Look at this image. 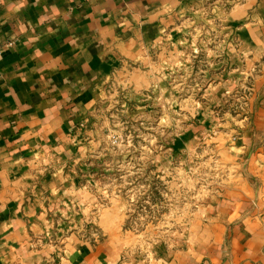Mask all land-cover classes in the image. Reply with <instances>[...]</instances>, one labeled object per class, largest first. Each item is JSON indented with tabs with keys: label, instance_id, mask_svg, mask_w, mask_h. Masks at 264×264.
I'll return each mask as SVG.
<instances>
[{
	"label": "crops",
	"instance_id": "0c3cea01",
	"mask_svg": "<svg viewBox=\"0 0 264 264\" xmlns=\"http://www.w3.org/2000/svg\"><path fill=\"white\" fill-rule=\"evenodd\" d=\"M231 1L240 7L228 15L230 22L264 25V0ZM217 2L0 0V264L118 263L127 242L117 233L116 214L101 219L111 234L98 244L72 239L65 253L54 250L50 212L57 197L75 195L67 188L66 165L81 135L93 131L108 87L134 68L135 78L154 79L145 67L164 79L181 62V45L172 38L187 34L186 21L204 3ZM251 5L261 10L252 13ZM246 24L240 29L244 47L263 55L254 40L264 36V27ZM243 137L232 146L238 154L251 147ZM248 157L258 170L248 175L250 185L258 181L257 193L242 191L254 198L251 204L228 205L224 210L232 213L196 221L178 250L157 264H264V155ZM142 261L134 257L129 264Z\"/></svg>",
	"mask_w": 264,
	"mask_h": 264
},
{
	"label": "rangeland",
	"instance_id": "374dc122",
	"mask_svg": "<svg viewBox=\"0 0 264 264\" xmlns=\"http://www.w3.org/2000/svg\"><path fill=\"white\" fill-rule=\"evenodd\" d=\"M239 4L204 3L186 21L187 34L172 38L181 45V62L164 79L145 67L154 79L135 78L134 68L108 87L93 131L81 135L66 165L75 195L57 197L49 215L54 250L65 253L72 239L93 246L108 238L99 223L109 213L127 242L117 264L134 257L157 264L178 250L196 221L232 213L224 210L228 205L251 204L254 198L242 191L257 193L258 181L250 185L248 175L258 170L248 156L264 155V53L244 47L240 29L264 25L230 22ZM254 45L264 50V36ZM243 135L251 147L238 154L232 146Z\"/></svg>",
	"mask_w": 264,
	"mask_h": 264
},
{
	"label": "built area",
	"instance_id": "2783aa9c",
	"mask_svg": "<svg viewBox=\"0 0 264 264\" xmlns=\"http://www.w3.org/2000/svg\"><path fill=\"white\" fill-rule=\"evenodd\" d=\"M3 52H2V48L0 47V57L2 56Z\"/></svg>",
	"mask_w": 264,
	"mask_h": 264
}]
</instances>
